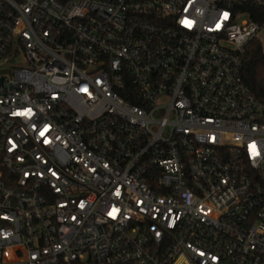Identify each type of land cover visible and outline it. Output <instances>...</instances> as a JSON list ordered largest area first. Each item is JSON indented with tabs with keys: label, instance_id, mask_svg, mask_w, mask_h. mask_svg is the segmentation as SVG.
Segmentation results:
<instances>
[{
	"label": "built area",
	"instance_id": "obj_1",
	"mask_svg": "<svg viewBox=\"0 0 264 264\" xmlns=\"http://www.w3.org/2000/svg\"><path fill=\"white\" fill-rule=\"evenodd\" d=\"M262 32L264 0H0V264H264Z\"/></svg>",
	"mask_w": 264,
	"mask_h": 264
},
{
	"label": "trees",
	"instance_id": "obj_2",
	"mask_svg": "<svg viewBox=\"0 0 264 264\" xmlns=\"http://www.w3.org/2000/svg\"><path fill=\"white\" fill-rule=\"evenodd\" d=\"M250 12L254 16L258 11L250 9ZM257 21L261 22L258 18ZM241 73L250 91L264 101V49L259 40L253 39L246 46Z\"/></svg>",
	"mask_w": 264,
	"mask_h": 264
},
{
	"label": "rangeland",
	"instance_id": "obj_3",
	"mask_svg": "<svg viewBox=\"0 0 264 264\" xmlns=\"http://www.w3.org/2000/svg\"><path fill=\"white\" fill-rule=\"evenodd\" d=\"M258 38L260 39V42H261V45L264 49V32L262 33H259L258 34ZM6 63V61H3V60H0V66L1 65H4ZM15 64H18V65H21L23 62H22V59L21 58H18L14 61Z\"/></svg>",
	"mask_w": 264,
	"mask_h": 264
},
{
	"label": "snow or ice",
	"instance_id": "obj_4",
	"mask_svg": "<svg viewBox=\"0 0 264 264\" xmlns=\"http://www.w3.org/2000/svg\"><path fill=\"white\" fill-rule=\"evenodd\" d=\"M227 15H228L227 13L224 14L225 18H227ZM217 27L219 28L220 25H217Z\"/></svg>",
	"mask_w": 264,
	"mask_h": 264
}]
</instances>
